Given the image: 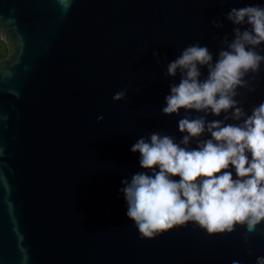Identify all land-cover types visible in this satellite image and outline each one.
<instances>
[{"label":"water","instance_id":"1","mask_svg":"<svg viewBox=\"0 0 264 264\" xmlns=\"http://www.w3.org/2000/svg\"><path fill=\"white\" fill-rule=\"evenodd\" d=\"M249 5L264 0H0V264H256L264 256V224L248 243L243 227L209 236L193 224L141 239L120 191L145 171L131 152L140 137L181 139L184 113H161L179 82L164 78L168 62L195 43L215 59L232 39L227 13ZM154 50L167 60L157 64ZM247 79L256 91L238 89L237 99L250 115L264 101V64Z\"/></svg>","mask_w":264,"mask_h":264},{"label":"clouds","instance_id":"2","mask_svg":"<svg viewBox=\"0 0 264 264\" xmlns=\"http://www.w3.org/2000/svg\"><path fill=\"white\" fill-rule=\"evenodd\" d=\"M225 19L233 25L232 39L223 38L215 59L207 46L195 43L167 64L164 78L175 80L179 74V82L169 85L161 113H184L178 120L179 142L152 132L131 146L145 171L124 179L120 191L126 216L141 239L154 240L193 224L209 236L243 227L248 243L247 234L264 224V101L253 106L249 115L237 99L238 89L256 91L247 77L254 78L264 64V49L258 51L264 45V7H234ZM211 24L223 27L220 20ZM152 56L157 64L167 60L157 50ZM202 69L207 71L203 79ZM126 96L124 89L112 99L120 102ZM222 114V120L207 119ZM102 119L98 117V122ZM206 136L210 138L202 139ZM256 264H264V256L257 257Z\"/></svg>","mask_w":264,"mask_h":264},{"label":"rangeland","instance_id":"3","mask_svg":"<svg viewBox=\"0 0 264 264\" xmlns=\"http://www.w3.org/2000/svg\"><path fill=\"white\" fill-rule=\"evenodd\" d=\"M7 54L6 47L2 41H0V55L5 56Z\"/></svg>","mask_w":264,"mask_h":264}]
</instances>
